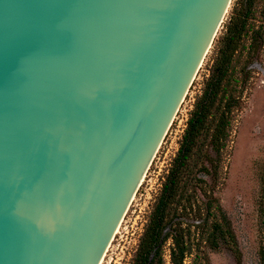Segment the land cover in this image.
I'll use <instances>...</instances> for the list:
<instances>
[{
    "label": "water",
    "instance_id": "obj_1",
    "mask_svg": "<svg viewBox=\"0 0 264 264\" xmlns=\"http://www.w3.org/2000/svg\"><path fill=\"white\" fill-rule=\"evenodd\" d=\"M233 0H0V264H101Z\"/></svg>",
    "mask_w": 264,
    "mask_h": 264
},
{
    "label": "trees",
    "instance_id": "obj_2",
    "mask_svg": "<svg viewBox=\"0 0 264 264\" xmlns=\"http://www.w3.org/2000/svg\"><path fill=\"white\" fill-rule=\"evenodd\" d=\"M258 19L264 20L263 0H237L132 264H165L170 241L171 264H185L193 251L195 231L208 233L206 241L214 250L221 244L239 251L232 222L215 192L225 180L222 171L245 105L249 66L264 45V27L256 26ZM244 53L246 60L241 64Z\"/></svg>",
    "mask_w": 264,
    "mask_h": 264
},
{
    "label": "rangeland",
    "instance_id": "obj_3",
    "mask_svg": "<svg viewBox=\"0 0 264 264\" xmlns=\"http://www.w3.org/2000/svg\"><path fill=\"white\" fill-rule=\"evenodd\" d=\"M236 4L237 0H233L216 39L101 264H132L156 198L178 152L190 112L210 75L220 39L227 31ZM262 5L260 1V6ZM263 21L258 19L256 26L264 27ZM245 60L246 53L241 64ZM249 67L251 78L244 93L245 105L235 123L233 142L228 151L230 155L227 154L226 168L222 171L225 180L215 192L232 222L240 255L221 244L218 250L212 249L206 241L208 233L195 231L192 237L193 251L185 264H264V45L258 59ZM171 244V241L168 242L165 248V264H171Z\"/></svg>",
    "mask_w": 264,
    "mask_h": 264
},
{
    "label": "bare ground",
    "instance_id": "obj_4",
    "mask_svg": "<svg viewBox=\"0 0 264 264\" xmlns=\"http://www.w3.org/2000/svg\"><path fill=\"white\" fill-rule=\"evenodd\" d=\"M118 232V231H117Z\"/></svg>",
    "mask_w": 264,
    "mask_h": 264
}]
</instances>
